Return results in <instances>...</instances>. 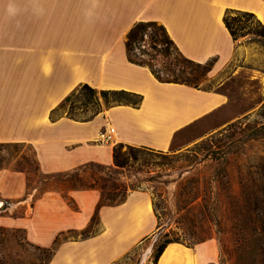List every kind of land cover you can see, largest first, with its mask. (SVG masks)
I'll list each match as a JSON object with an SVG mask.
<instances>
[{
  "label": "crops",
  "instance_id": "1",
  "mask_svg": "<svg viewBox=\"0 0 264 264\" xmlns=\"http://www.w3.org/2000/svg\"><path fill=\"white\" fill-rule=\"evenodd\" d=\"M228 8L252 12L264 25V0H0V141L31 144L45 174L89 162L111 166L117 143L160 151L180 146V135L224 108L229 96L159 81L146 66L128 61L126 34L135 22L154 20L185 57L200 63L214 59L208 76L214 78L243 51L224 26ZM83 83L143 99L138 107L103 108L88 121L64 115L50 120L51 109ZM105 121L115 133L111 142L100 143L96 134ZM26 185L25 172L0 168V208L7 200H30ZM100 198L96 188L51 192L0 226L21 229L29 244L45 246L62 231L84 229ZM99 220L97 234L63 242L48 264H117L157 229L150 198L140 190H130L118 204L102 205ZM216 255L212 239L193 246L171 242L156 264H210Z\"/></svg>",
  "mask_w": 264,
  "mask_h": 264
},
{
  "label": "rangeland",
  "instance_id": "2",
  "mask_svg": "<svg viewBox=\"0 0 264 264\" xmlns=\"http://www.w3.org/2000/svg\"><path fill=\"white\" fill-rule=\"evenodd\" d=\"M234 16L252 30L258 29L253 19L238 14ZM144 39L134 52L147 60L148 56L139 54L140 50L153 51L146 37ZM237 40L243 45L242 54L237 53L216 77L209 79L208 73L197 83L200 88L226 92L228 104L211 118L188 127L180 135V146L151 155L139 153L141 160L121 169L120 176L109 175L106 170L101 171L97 167L82 168L75 178L37 173L31 163L35 158L31 144L0 143V168H14L16 162H21L28 176L26 190L31 194L26 203L7 200L6 208H0V223L22 217L24 209L29 211L37 197L47 196L51 192L64 195L71 185L78 186L84 182L100 186L102 180H106L104 190L98 189L101 198L96 219L91 223V235L101 229L100 207L119 203H110L103 194H115L121 198L131 187L147 194L156 223L162 227L123 254L116 261L117 264H152V248L160 232H168L170 236H177L187 243L209 237L215 241L217 253L215 261L210 264H234L237 242L242 241L241 230L233 221L234 215L227 213L223 206L213 209L212 200L222 196L225 191L222 185L227 186V193L233 199L239 200L242 197L243 179L248 176L262 178L259 168L264 163V35L249 33ZM174 55L171 52L170 59L174 60ZM162 61L161 57H156L151 64L159 69ZM80 95L73 96L71 102L56 111L55 115L70 110L77 117L89 116L93 107L88 111L80 108ZM106 123L99 130L104 129ZM183 191L189 193L183 194ZM67 202L74 207L70 201ZM215 218L220 222L218 227ZM43 222H46V218L41 216L40 225ZM219 228L222 233L217 232ZM16 230L8 233L5 240L0 242V264H48L60 244L84 239L80 235L81 230L62 231L52 245L53 252L49 253L27 245L23 241L25 232ZM41 234L44 235L45 231ZM248 253V264H256L255 252Z\"/></svg>",
  "mask_w": 264,
  "mask_h": 264
},
{
  "label": "trees",
  "instance_id": "3",
  "mask_svg": "<svg viewBox=\"0 0 264 264\" xmlns=\"http://www.w3.org/2000/svg\"><path fill=\"white\" fill-rule=\"evenodd\" d=\"M238 14L243 18L253 19L257 25L258 29L252 30L247 24L241 19L234 16ZM223 23L233 40H237L239 37H242L246 34H254L257 36L264 35V25L252 12L235 10V9H226L223 15ZM148 41L149 47L153 53H149L143 50L139 54L148 56L147 60L138 57L134 52L135 49H139L141 42L145 41V38ZM125 48L128 61L146 66L153 76L159 81L164 82H174L185 84L193 87H197V83L206 76L211 70L214 59H210L204 63L193 61L185 57L178 49L174 41L170 38L165 27L154 21H137L135 22L126 34L125 39ZM171 52H174V60L170 59ZM156 57H161L162 64L161 68L157 69L155 65L151 64V60ZM80 95L79 104L80 108H84L85 111L90 110V107H93L90 111L89 116L77 117L70 110L64 111L60 115H64L67 118H70L75 121H88L92 119L96 114L102 111L103 108H107L114 105H129L131 107H138L141 104L143 96L139 93L131 92L124 89H96L89 86L86 83L80 84L73 91H71L64 99L59 102L53 109H51L49 114L50 120H55L59 115H55L56 111H59L64 108V106L71 102L73 96ZM78 108V107H77ZM252 139V138H250ZM1 144H23L17 142H0ZM160 150H155L146 146H134L129 144L117 143L112 147V165L106 166L99 163L89 162L79 166L78 168L57 174H51L52 177H66V178H75L77 172L85 167H97L99 170H106L109 175H118L120 176L123 168L128 165H132L141 160L139 153L142 155H151L156 153H161ZM34 170L38 173L39 166L35 158L32 159ZM15 170L24 171V167L21 162H16L14 165ZM260 174L262 178H252L248 176L243 179V188H242V197L238 199H233L227 193V186L222 185V188L225 189L224 193L220 198L217 196L212 200L213 209L221 206L224 207V210L234 215L233 221L238 225V229L241 230V242H237L235 248V263L234 264H248L249 259L246 258L249 251H254L256 254L255 263L264 264V163L260 166ZM27 175V173L25 172ZM28 179V176H27ZM155 178H151L150 180ZM106 180H102L100 186H97L95 183H84L80 182L78 186L71 185L69 189H79V188H97L101 191L104 190L106 186ZM111 186V185H110ZM112 187V186H111ZM135 190V188H130ZM184 190V189H182ZM183 194H188L189 192L183 191ZM125 194L123 193L121 198H117V195L107 194L104 195V198L110 203L113 202H122L125 199ZM190 203V202H189ZM187 203V205H189ZM99 204L95 208V212L92 215L89 224L80 231L81 237L85 238L91 235L93 232L91 230V223L96 219V214ZM182 207L181 209H184ZM220 224L219 220L215 218V225ZM160 227V228H159ZM157 228L161 229V225H157ZM158 229V232L160 231ZM19 230V229H18ZM16 229H8L0 226V242L5 240L8 233L15 232ZM20 231V230H19ZM72 230H68L71 232ZM75 231V230H74ZM218 233L222 231L217 229ZM57 237L53 240L52 244L47 247H40L36 245L29 244L25 238L23 241L33 248L41 251H48L49 253L53 252V247L56 243ZM158 239L153 244L152 248V264H156V261L163 249L168 243L179 242L186 246H193L197 243H200L207 238L198 239L194 243H187L179 239V237L170 236L168 232L161 234L158 233Z\"/></svg>",
  "mask_w": 264,
  "mask_h": 264
},
{
  "label": "built area",
  "instance_id": "4",
  "mask_svg": "<svg viewBox=\"0 0 264 264\" xmlns=\"http://www.w3.org/2000/svg\"><path fill=\"white\" fill-rule=\"evenodd\" d=\"M114 133V128L110 125H106L104 129L98 130L96 140L100 143H109L113 140Z\"/></svg>",
  "mask_w": 264,
  "mask_h": 264
}]
</instances>
